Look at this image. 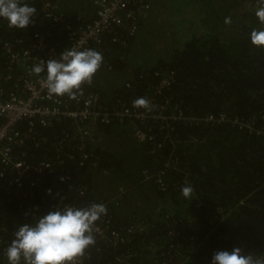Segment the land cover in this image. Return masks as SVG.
<instances>
[{
  "label": "trees",
  "instance_id": "obj_1",
  "mask_svg": "<svg viewBox=\"0 0 264 264\" xmlns=\"http://www.w3.org/2000/svg\"><path fill=\"white\" fill-rule=\"evenodd\" d=\"M27 2L36 8L32 23L19 30L0 20V47L11 44L18 52L38 34L60 55L69 31L96 16L93 0ZM134 2L129 10L136 30L103 34L94 48L103 62L92 83L81 85L80 93L97 95L109 124L94 126L85 141L73 139L67 119L35 125L34 136L14 150L26 154L30 177L39 182L20 198L0 195V264H8L4 253L16 229L51 211L58 193L72 206L107 208L96 223L101 235L93 233L95 244L79 264H211L215 252L236 247L264 259V49L249 41L252 30L264 29L255 16L257 0ZM46 4L64 25L46 17ZM160 43L169 46L158 56ZM14 77L0 52L6 94H21ZM141 97L148 108L134 106ZM124 109L148 119L123 117ZM178 113L223 114L249 126H185L174 119ZM143 128L150 141L135 138ZM18 129L25 133L26 123ZM41 162L51 170L35 171ZM185 184L194 188L191 199L181 195Z\"/></svg>",
  "mask_w": 264,
  "mask_h": 264
},
{
  "label": "built area",
  "instance_id": "obj_2",
  "mask_svg": "<svg viewBox=\"0 0 264 264\" xmlns=\"http://www.w3.org/2000/svg\"><path fill=\"white\" fill-rule=\"evenodd\" d=\"M93 2L96 7L95 19L83 28L69 31L67 48L94 49L98 47L102 35L111 32L114 28H122L129 32L136 30L135 25L131 23L134 22L133 13L129 10V7L135 4L134 0H93ZM44 8L48 19L61 25L65 24L64 18L56 15L52 9L50 10L48 4ZM147 8V6H142V9ZM93 43L94 45L91 47ZM0 52L6 56L9 68L15 76L14 89L20 90L21 93L6 94L0 84V195L5 194L9 197L15 195L20 198L25 187L34 189L37 186L39 177H30V167L24 161L26 154L15 153L14 150L22 147L25 141L34 136L35 125L48 127L54 121L67 119L73 123V139L85 141L94 126L109 124V117L98 106V97L94 93H79L73 100H69L65 95H49L46 73L36 75L31 69L40 59L47 61L59 58V55L47 47L41 35L35 34L30 46L26 49L17 52L11 44H3L0 47ZM14 67L20 69L21 73L14 71ZM165 84L166 82L163 81L162 85ZM121 115L134 118L141 123L148 119L146 114L129 109H124ZM174 119L183 122L185 126L217 125L224 122H232L239 128L249 126L238 117L228 119L223 114L185 117L182 113H178ZM152 120L163 121V118L152 117ZM22 122L26 123L25 133L18 129V125ZM164 128L166 127L160 129ZM135 138L140 142L151 140L150 133L146 129L137 130ZM40 141L45 143L46 139L42 138ZM81 157L83 161L89 159L86 153H82ZM48 170H51V165L41 162L35 171ZM52 200L50 205L52 210L69 204L66 202L65 196H61L59 193L54 194ZM22 203L23 200L19 204ZM94 232L101 235V231L97 227ZM118 241L119 237L113 234L111 243Z\"/></svg>",
  "mask_w": 264,
  "mask_h": 264
},
{
  "label": "clouds",
  "instance_id": "obj_3",
  "mask_svg": "<svg viewBox=\"0 0 264 264\" xmlns=\"http://www.w3.org/2000/svg\"><path fill=\"white\" fill-rule=\"evenodd\" d=\"M257 5L255 16L259 22L264 23V0H257ZM35 14L36 8L30 6L27 0H0V20L7 21L10 28H27ZM225 22L230 23V20ZM249 41L252 46L264 49V29L252 30ZM102 62V54L94 49L78 50L69 47L63 50L59 58L47 61L40 59L31 71L36 75L46 73L49 95H68L70 99H76L81 85L92 83ZM134 106L148 108L149 101L141 97L134 101ZM180 191L182 197L191 199L194 188L185 184ZM106 214L104 204L94 203L86 207L65 204L44 215L34 216L33 222L24 223L16 229L4 253L7 262L79 264L86 250L95 244L93 233L96 223ZM211 264H264V259L254 258L236 247L231 251L215 252Z\"/></svg>",
  "mask_w": 264,
  "mask_h": 264
},
{
  "label": "rangeland",
  "instance_id": "obj_4",
  "mask_svg": "<svg viewBox=\"0 0 264 264\" xmlns=\"http://www.w3.org/2000/svg\"><path fill=\"white\" fill-rule=\"evenodd\" d=\"M163 1L166 2V0H163ZM231 1H233V0H231ZM161 2H162V1H160L159 5L162 4ZM240 2H241V1H240ZM249 5H250V3H249L248 1H246V2L244 3V6H249ZM167 46H169V43H166L165 46H164L163 48H162V45H161V46H160L161 49H156L155 52H157V55H158V56H161L163 50H165V52H166V51L168 50V49H167Z\"/></svg>",
  "mask_w": 264,
  "mask_h": 264
},
{
  "label": "bare ground",
  "instance_id": "obj_5",
  "mask_svg": "<svg viewBox=\"0 0 264 264\" xmlns=\"http://www.w3.org/2000/svg\"><path fill=\"white\" fill-rule=\"evenodd\" d=\"M53 6H54V4H53ZM163 76V75H162ZM161 77V76H160ZM168 78V77H167ZM149 86V85H148ZM163 87V86H162ZM152 112V111H151ZM152 118V117H151ZM153 123V122H152ZM135 136V135H134ZM83 197V196H82Z\"/></svg>",
  "mask_w": 264,
  "mask_h": 264
},
{
  "label": "crops",
  "instance_id": "obj_6",
  "mask_svg": "<svg viewBox=\"0 0 264 264\" xmlns=\"http://www.w3.org/2000/svg\"><path fill=\"white\" fill-rule=\"evenodd\" d=\"M160 45H161V43H160Z\"/></svg>",
  "mask_w": 264,
  "mask_h": 264
}]
</instances>
